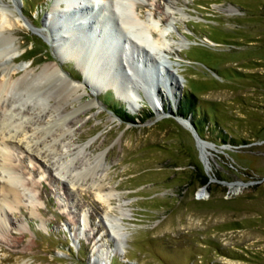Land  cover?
Wrapping results in <instances>:
<instances>
[{"label": "rangeland", "instance_id": "obj_1", "mask_svg": "<svg viewBox=\"0 0 264 264\" xmlns=\"http://www.w3.org/2000/svg\"><path fill=\"white\" fill-rule=\"evenodd\" d=\"M4 1L18 22L9 67L57 62L61 23L80 38L65 3ZM85 1L79 12L93 2ZM132 12L168 31L170 50L159 57L142 47L155 66L149 76L139 72L151 91L131 84L142 100L130 112L110 88L91 92L72 61L59 64L62 77L82 86L81 99L68 102L80 110L79 126L61 137L72 156L64 148L58 155L45 130V146L32 137V151L8 145L21 200L0 214V264H264V0H138ZM182 42L189 46L180 49ZM34 90L26 102L33 109L21 117L36 129L52 108ZM187 98L193 113L179 115ZM115 101L133 122L115 114ZM180 117L195 124L198 143ZM16 132L8 126L5 134Z\"/></svg>", "mask_w": 264, "mask_h": 264}, {"label": "bare ground", "instance_id": "obj_2", "mask_svg": "<svg viewBox=\"0 0 264 264\" xmlns=\"http://www.w3.org/2000/svg\"><path fill=\"white\" fill-rule=\"evenodd\" d=\"M91 1L93 2H90L91 5L89 7L79 12V6L82 7L87 1L56 0L58 5L65 3L64 12H68L70 15L72 14L74 24L82 27H80L81 30L79 27L76 29L78 30L77 33L80 38L76 36L69 26L71 22L67 23V25L63 23L59 24L66 33H64L65 35L62 34L63 36L61 35L60 39H56L57 46H54V55L57 62L43 66L37 71L28 69L25 66L9 67V61L16 59V49L18 48L14 44V38L11 36L10 29L13 25L18 24V22L12 16L13 9L11 7L9 8L7 2L0 0V3L5 4V6L0 7V214L4 211V208H10L12 210V208L18 206L21 200L20 190L18 188L20 181L11 163V153L8 145L13 143L15 145L17 144L21 149L22 147H27V150L32 151L28 144V139L32 137V139H37V141L40 139L41 143L45 146L47 141L44 138L42 140L40 133V131L45 130L49 134V146L58 155L59 153L64 155L61 152L64 148L70 153L67 156H72V150H70L69 146L67 148L64 142L65 139L62 140L61 137L66 132L71 135L75 130L74 128L79 126V121H81V114L78 113L79 109L69 110L68 102L71 103V97L74 94L76 99H81V95L77 92L82 86L73 85L62 77V70L59 64L72 61L82 74L83 84L91 88V92H95V95H97L105 88H110L116 98L121 100L130 112H135L138 108L137 101L142 100V97L131 84L137 83L136 86L143 92L142 85L147 82H144L139 72L149 76L153 73V68L155 67L154 64H150L146 60L144 55L145 49H142V47L157 52L158 57L160 52H165L166 49L170 50L169 44L165 40V35L168 31L164 28H156V21H152L147 17L145 19H139L138 15L132 12V7L138 0ZM59 9L60 12H63L61 6H59ZM57 13L59 11L53 12V15L50 16L53 25L55 24V14ZM103 14L104 16L102 17L101 15ZM66 16L64 15L65 18ZM97 17L101 19L99 20ZM91 19H94V21H91ZM87 21L93 24V27L95 26L93 29L91 27V32L84 30L86 28L83 26ZM98 29L103 32V34L100 33L101 36ZM153 32L156 33L155 38H152ZM97 33L100 37L97 36ZM62 37L66 40H63ZM128 40L133 41L135 45L136 43L137 45L139 44L138 47L132 46V43ZM121 42L122 45H120ZM187 46H189V43H180V49L186 48ZM117 50H120V52H117ZM136 67L139 68V72L136 74L137 77L133 79H130L128 74L126 75L129 78L122 77L119 74L122 69V72H125L124 69H126V71L130 72V75H133L136 70L134 68ZM19 75L20 77H18ZM144 86L146 88V84ZM33 89L42 93L40 95L41 97L38 98V102L47 100L51 102L52 108L48 110L50 115L45 113V118L47 116H50V118L44 124H42V116L38 115L36 120L37 125H42L36 129L26 127L25 125L23 126L24 123L22 121V117L28 115L31 109H33V105L26 107V102L30 98L28 97V93L31 94L30 92ZM150 89H147L148 92L151 91ZM54 90V94L56 93L58 96L56 99L51 97V94H53L52 91ZM9 93L17 95V99L7 98ZM148 102L153 107L156 104L151 99V96L148 98ZM17 116L20 118H17ZM178 122L185 127L187 126V123L182 118ZM49 123H53V125L51 126ZM44 125H48V128H44ZM55 125L57 128L55 131H52V127ZM8 126L18 129V132L15 135L9 133H6V135L5 131L8 130ZM57 143L59 144L57 145ZM87 146L88 143H86L85 147ZM83 164L85 165V163ZM91 170H93L91 171L92 173L95 172L94 167ZM229 188H233V186L230 185ZM239 189L236 188L234 190L237 191ZM102 197H105L107 202H110L112 199L110 194L102 195ZM2 222L3 220L0 219V226ZM115 233L123 243L125 236L121 230L116 229ZM23 237V235L20 236L18 245L22 242Z\"/></svg>", "mask_w": 264, "mask_h": 264}, {"label": "trees", "instance_id": "obj_3", "mask_svg": "<svg viewBox=\"0 0 264 264\" xmlns=\"http://www.w3.org/2000/svg\"><path fill=\"white\" fill-rule=\"evenodd\" d=\"M113 111L115 112V114L120 117L122 120L124 121H130L133 122L134 119L133 117H129L125 110L123 109V107L121 105L118 104V102H113ZM190 112L191 114L193 113L192 110V104H191V99L187 98L186 100H182L179 102V107H178V114L179 115H183L186 116L187 112ZM146 117H150V114L146 115ZM193 127L195 129V132L198 136H200L199 134V130L196 128L195 124L193 123ZM224 141V140H223ZM206 182V177L201 175V180H200V185H204Z\"/></svg>", "mask_w": 264, "mask_h": 264}, {"label": "water", "instance_id": "obj_4", "mask_svg": "<svg viewBox=\"0 0 264 264\" xmlns=\"http://www.w3.org/2000/svg\"><path fill=\"white\" fill-rule=\"evenodd\" d=\"M100 8V7H99ZM98 32H99V34L101 33V34H103V32H101L99 29H98ZM99 34L97 33V36H99ZM101 34H100V36H101ZM99 36V37H100ZM95 40V39H94ZM120 45H122V42H121V44ZM120 48V47H119ZM134 69H136L135 70V72H134V74L133 75H130V72H128V71H126V69H124V71L125 72H122L123 71V69L120 71L121 73H119L122 77H127V78H129L130 77V79H133L134 77H137V75L136 74H138V72H139V68L138 67H136V68H134ZM154 73V72H153ZM126 74H128L129 75V77L126 75ZM154 75V74H153ZM152 75V76H153ZM143 80H144V82H148V79H145V77L143 78ZM147 80V81H146ZM153 81V80H152ZM154 87H155V89H156V87H157V82H155V80H154ZM181 118V117H180ZM182 120H184L186 123H187V128H189L190 129V131H191V136L194 138V140H195V142L197 143V141H199V138H198V135L196 134V132H195V129H194V127L192 126V124H191V122L189 121V119L188 118H182Z\"/></svg>", "mask_w": 264, "mask_h": 264}]
</instances>
